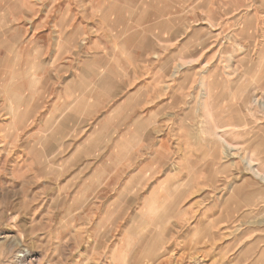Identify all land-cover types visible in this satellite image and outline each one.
Wrapping results in <instances>:
<instances>
[{"label":"rangeland","instance_id":"rangeland-1","mask_svg":"<svg viewBox=\"0 0 264 264\" xmlns=\"http://www.w3.org/2000/svg\"><path fill=\"white\" fill-rule=\"evenodd\" d=\"M253 169L264 0H0V264H264Z\"/></svg>","mask_w":264,"mask_h":264},{"label":"crops","instance_id":"crops-1","mask_svg":"<svg viewBox=\"0 0 264 264\" xmlns=\"http://www.w3.org/2000/svg\"><path fill=\"white\" fill-rule=\"evenodd\" d=\"M103 83H104V87H105L106 83L102 82V81H97V86H99L100 84H103ZM165 83H166L165 80H160V81L159 80H157V81L155 80L154 82H150V84L148 85V87L146 86V88L147 89L150 88L151 91L148 92V91L136 90L135 92H132L131 94H129V96L125 97V99H122L120 101V103L117 105V108L119 106V108L122 109V110H125L127 112L130 111L131 109H130L129 105L131 104V102H132V100L134 98H137L141 102L143 100H145L147 102L148 100H150L152 98L160 99L161 98L160 96L163 93V88H164L162 86V84L165 85ZM145 93H147V94H145ZM67 94H68V96H62L63 101L67 102L66 105H64L67 109H68V107L70 108V104L72 105V109L73 108L75 109L77 107L78 108L82 107V105H81L82 103L79 104V105H76V107H75L74 103L71 101L72 95H70V94H72V92L71 93L68 92ZM81 99L83 100V97ZM142 103H144V102H142ZM120 143L122 145L124 144L123 142H120ZM159 144L160 145L157 146V148H156L157 149L156 153L162 152L161 154H163V155H162L161 160L169 158L168 156H169V153H170V146H169V143H167V140L166 141H161ZM117 145L121 146L119 143ZM54 148L55 147L53 146L50 149L49 148L45 149V151L55 152L56 150ZM125 148H126V152H124V156H127L129 154V152H127V151H130V149L127 146H125L124 149ZM70 150H71V153H72L71 156H73V158L75 157V159L81 160L77 164H75L76 166H84L86 164V163L79 164L81 162H86V161H88V162L90 161L91 162L92 160H94L95 162H98L100 159H102V155H98L97 157H93L92 155H90V153L92 154V151H89V149H87V140H85V139H81V140L76 141L73 145H71ZM94 152L96 153L97 151H94ZM104 152H105V148H104ZM71 156H68V158H70ZM120 157H121V154L118 153V158L120 159ZM106 158H107L106 155L103 154V159H106ZM100 182H102V180H100ZM101 189H102V186H101ZM97 191L100 192L101 191L100 188H98V190L96 188L94 193H97ZM92 197H94V196H92Z\"/></svg>","mask_w":264,"mask_h":264},{"label":"bare ground","instance_id":"bare-ground-1","mask_svg":"<svg viewBox=\"0 0 264 264\" xmlns=\"http://www.w3.org/2000/svg\"><path fill=\"white\" fill-rule=\"evenodd\" d=\"M172 40V39H171ZM258 94V90H256V92ZM256 99V98H255ZM228 150V149H227ZM229 155V154H228ZM233 156V155H231ZM245 160V159H244ZM250 162H248V166L250 167L253 162V159L250 158L249 160ZM250 164V165H249ZM257 164H254V166ZM253 173L255 174V176L260 177L263 181H264V175L261 174L257 169H253ZM13 238V237H12ZM19 244V243H18ZM28 253L29 252H23L21 253V255L19 256V264H27L28 263Z\"/></svg>","mask_w":264,"mask_h":264}]
</instances>
